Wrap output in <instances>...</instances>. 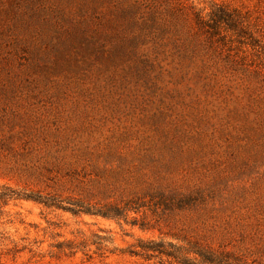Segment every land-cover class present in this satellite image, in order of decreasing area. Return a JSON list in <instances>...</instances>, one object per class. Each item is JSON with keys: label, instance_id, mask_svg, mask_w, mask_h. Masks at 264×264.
<instances>
[{"label": "rangeland", "instance_id": "374dc122", "mask_svg": "<svg viewBox=\"0 0 264 264\" xmlns=\"http://www.w3.org/2000/svg\"><path fill=\"white\" fill-rule=\"evenodd\" d=\"M211 1L246 33L117 34L115 0H0V186L146 206L126 224L12 203L0 264H158L126 251L169 235L264 264V0ZM163 197L197 202L147 210Z\"/></svg>", "mask_w": 264, "mask_h": 264}, {"label": "trees", "instance_id": "16d2710c", "mask_svg": "<svg viewBox=\"0 0 264 264\" xmlns=\"http://www.w3.org/2000/svg\"><path fill=\"white\" fill-rule=\"evenodd\" d=\"M194 4L190 2L185 5L180 0H115L116 21L111 24V31L118 34L119 30L124 32L130 27L138 26L141 30L148 33L164 34L170 28H174L179 19L187 22L192 17L193 24L198 31L208 35L209 40L212 36L219 33L220 29L225 31H238L245 34L240 26L237 17L239 13L229 10L221 5L213 3L211 0H197ZM203 5L202 7H199ZM179 18V19H178ZM120 43H124V40ZM123 48L124 46H120ZM98 49L103 51V42L99 43ZM21 201H29L43 206L50 210H60L68 212L72 216L88 215L100 217L116 222L129 221L130 213L139 214L141 209H145L144 204H134L127 202L123 206L120 204H105L102 206H92L90 203L77 201L75 203L66 202L58 195L50 193L43 194L40 191L30 192L28 190H13L9 186H0V208L10 206V204ZM196 199L182 197L177 201H169L164 197L153 204L154 208L147 210L164 208V210H184L196 203ZM154 212V211H153ZM155 214V212H154ZM133 227H139L141 231L155 230L156 226L150 225L142 218L140 224L136 220H131ZM170 241L164 239H139L126 251L132 257L144 261L156 262L158 264H246L242 259L226 251H216L215 249L204 246L195 239L185 236L169 235ZM177 242L174 244V241ZM100 251L104 250V245L109 238H98ZM105 251V250H104Z\"/></svg>", "mask_w": 264, "mask_h": 264}]
</instances>
